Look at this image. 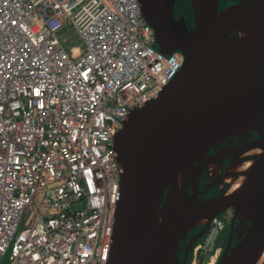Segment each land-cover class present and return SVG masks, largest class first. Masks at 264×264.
<instances>
[{
  "label": "built area",
  "instance_id": "obj_1",
  "mask_svg": "<svg viewBox=\"0 0 264 264\" xmlns=\"http://www.w3.org/2000/svg\"><path fill=\"white\" fill-rule=\"evenodd\" d=\"M184 60L158 50L140 0H0V264L109 263L115 136Z\"/></svg>",
  "mask_w": 264,
  "mask_h": 264
},
{
  "label": "water",
  "instance_id": "obj_2",
  "mask_svg": "<svg viewBox=\"0 0 264 264\" xmlns=\"http://www.w3.org/2000/svg\"><path fill=\"white\" fill-rule=\"evenodd\" d=\"M143 15L155 31L156 47L166 55L179 50L185 60L177 76L159 95L135 108L116 134L114 148L121 167L120 195L108 264H188L180 246L190 231L180 232L207 215L234 208L235 227L242 213L252 215L250 228L231 256L219 264H256L252 254L264 231V158L257 174L227 195L201 198L211 187L200 188L202 168H193L187 195L157 222L166 193L179 174L187 149L203 135L201 154L209 156L215 143L234 130L250 129L264 137V0H242L226 8L222 0H190L194 25L176 18L177 0H140ZM248 17L260 28L232 39ZM215 135L207 136L213 128ZM260 140L240 151H247ZM191 188V192H189ZM264 250V237L261 250ZM258 251V252H259Z\"/></svg>",
  "mask_w": 264,
  "mask_h": 264
},
{
  "label": "flooded vegetation",
  "instance_id": "obj_3",
  "mask_svg": "<svg viewBox=\"0 0 264 264\" xmlns=\"http://www.w3.org/2000/svg\"><path fill=\"white\" fill-rule=\"evenodd\" d=\"M242 0H222L221 7L226 8V6H230L232 4H235L237 2H240ZM190 0H177L176 8H175V15L176 18H180L181 16L186 17V23L191 28L194 25V18L192 12H190ZM185 8V9H184ZM187 8V9H186ZM181 12V13H180ZM179 13V14H177ZM231 136H241L243 137L242 141L238 144H236L233 147H228L224 143L221 145V143L226 140L228 136L223 137L221 140H219L217 143H215L214 148L209 153V156L205 157L204 160V167H203V173L200 180V188L205 189L208 187H211L209 191L202 195L201 198H211L217 195L223 194L224 191H227V195L232 194L233 188L235 184L237 183L236 178L234 177V174H238L241 178L242 177V170L249 169L252 165H254L262 156V145H256L254 147H251L247 151H242V158L241 163L237 167V172L232 171V167L230 166L231 159L234 158L235 152L237 155H240L239 151L241 148L254 143L258 142L259 140L261 142L264 141V137H260L257 133L249 134V131L247 129L242 130H234L231 134ZM216 157V160H219V163L215 166L214 172L209 174L208 170L206 169L209 164V158L211 156ZM238 178V177H237ZM224 188V189H223ZM222 190V193H221ZM191 192V188L189 190ZM228 210V209H227ZM224 210V211H227ZM222 211L220 215L224 212ZM240 221L238 220L235 224V227H232V224H227L224 229L219 234L217 240L215 241L212 250L210 251V255H214L215 253L218 255L216 264H219L221 260L223 259L224 255L228 252L227 256H231L233 254V251L237 248V246L240 244V242L244 239V236L248 232L251 222H250V215L247 213H242L239 216ZM246 223V224H243ZM243 227H246L243 228ZM203 228H197L192 231H190L189 235L187 237H184L181 246H180V258L182 260L185 259L186 256H188V259L191 257L193 259L195 253V243L202 240L203 234H202ZM244 230V235L243 231ZM246 230V231H245ZM208 231V230H207ZM241 232V233H240ZM243 238V239H242Z\"/></svg>",
  "mask_w": 264,
  "mask_h": 264
},
{
  "label": "bare ground",
  "instance_id": "obj_4",
  "mask_svg": "<svg viewBox=\"0 0 264 264\" xmlns=\"http://www.w3.org/2000/svg\"><path fill=\"white\" fill-rule=\"evenodd\" d=\"M226 7H228V6H226ZM177 14H179V13H177ZM259 28H260V24L258 23V20H256V18H254V17H248L245 19L243 25L237 31V33L233 36L232 39H236L238 37H246V36L254 33L255 31H257ZM261 124L264 126V117L261 119ZM222 129H223V127L219 128V129L213 128L210 132H207L208 133L207 136L208 137L211 135L213 136L219 130H222ZM202 137H203V135L198 136L195 139V141H193L191 144H189L188 149H187V156L185 157V159L182 161V163L178 167L179 174L172 180V182H171V184L167 190L166 203H165L164 207H162L159 210V213L157 216V222H160L165 218L167 212L175 203H177L178 201H180L181 199L186 197V195L188 193L187 187H188V184H189L191 177L193 176V168L196 166V168L199 167V168L203 169L204 160H205L206 156L202 155L201 154L202 152H200V151H202V147H201V150H198V152H195L196 148L199 147L200 145H202V144H200V140L202 139ZM239 153H240V155H237V153L235 152L236 155H234V158L231 159L230 166L232 167L233 172L234 171L237 172V170H238L237 167L241 163L242 151H239ZM263 158H264V145H262V156L260 157V159L254 165H252L249 169H247V170L243 169L242 170L243 175L241 178H239L240 176L238 174H236V173L234 174L233 178L238 179L237 183L235 184V186L233 188L234 192L237 191L238 189H240L241 187H243L244 185H246L257 174V172H258L257 169H258V167H260L261 160ZM120 173H121V167H120ZM220 213L221 212L210 214V215H207V216H205V217H203V218H201L195 222L190 223L188 228H185L184 230H182L180 232V235H183L186 232H188L189 230L196 228V227H199L201 225H208V224L213 223L217 219V217L220 215ZM248 214L250 215V217H252L251 216L252 214L250 212H248ZM263 237H264V231H262L260 233L259 238L257 239V243L254 246L253 251H252L253 255L261 253V257L257 261L256 264H264V250L262 252L259 251V246H260V250H261V241H262ZM211 264H216V263H215V261H212ZM229 264H237V260L232 259Z\"/></svg>",
  "mask_w": 264,
  "mask_h": 264
},
{
  "label": "rangeland",
  "instance_id": "obj_5",
  "mask_svg": "<svg viewBox=\"0 0 264 264\" xmlns=\"http://www.w3.org/2000/svg\"><path fill=\"white\" fill-rule=\"evenodd\" d=\"M68 44H70V45H77V46H79V47H82V41L78 38V37H75V39L73 40V41H70ZM246 129V128H245ZM248 131H249V134L251 135L252 133H256V132H254L253 130H250V129H247ZM233 132V131H232ZM231 132V133H232ZM228 137L226 138V140H224L222 143H221V145L224 143V146L226 145L227 146V148L228 147H233V146H235L236 144H238V143H240L243 139V137H241V136H231L230 134L229 135H227ZM219 163V160H216V157H215V155L214 156H211L210 158H209V164H208V166H207V170H208V172H209V174H211V173H213L214 172V168H215V166L217 165ZM224 189V188H223ZM221 193H222V190H221ZM166 198H167V194H166ZM229 210L230 211H232V213H234V215H235V210H234V208H229ZM229 210H227V211H229ZM239 221H240V219H238ZM237 220V221H238ZM211 223V222H210ZM243 224H246V223H244L243 222ZM200 228H202V227H200ZM243 228H245L246 229V227H243ZM209 229H210V226H208L205 230H203L202 229V234H203V237H202V240L201 241H198V242H196L195 243V245L194 246H196V247H198V246H200V245H202V248H204V242H205V240H206V238H207V236H208V234H209ZM208 230V231H207ZM241 231H243V235H244V230H241ZM246 231V230H245ZM241 233V232H240ZM243 239V238H242ZM217 240V239H216ZM215 240V241H216ZM215 241H213L214 243H215ZM214 243L212 244V247H213V245H214ZM195 247V248H196ZM202 248L201 249H199V252H198V254L197 255H194V257H193V259H192V263L191 264H211L212 263V261H215V263H216V261H217V258H218V253L216 254H214V255H211L210 257H209V255H210V251L212 250V248H211V250L210 251H208V253L205 255V256H203L202 254H201V251H202ZM9 257H10V254L9 255H7L4 259H3V261H2V264H8L9 263Z\"/></svg>",
  "mask_w": 264,
  "mask_h": 264
},
{
  "label": "trees",
  "instance_id": "obj_6",
  "mask_svg": "<svg viewBox=\"0 0 264 264\" xmlns=\"http://www.w3.org/2000/svg\"><path fill=\"white\" fill-rule=\"evenodd\" d=\"M192 263V258L190 257L189 259H188V264H191Z\"/></svg>",
  "mask_w": 264,
  "mask_h": 264
},
{
  "label": "clouds",
  "instance_id": "obj_7",
  "mask_svg": "<svg viewBox=\"0 0 264 264\" xmlns=\"http://www.w3.org/2000/svg\"><path fill=\"white\" fill-rule=\"evenodd\" d=\"M121 184V183H120Z\"/></svg>",
  "mask_w": 264,
  "mask_h": 264
}]
</instances>
